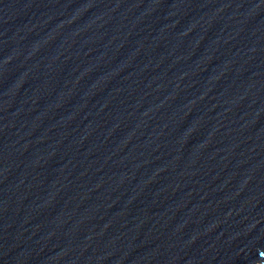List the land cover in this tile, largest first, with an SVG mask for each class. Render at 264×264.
Listing matches in <instances>:
<instances>
[{
  "label": "water",
  "instance_id": "95a60500",
  "mask_svg": "<svg viewBox=\"0 0 264 264\" xmlns=\"http://www.w3.org/2000/svg\"><path fill=\"white\" fill-rule=\"evenodd\" d=\"M264 263V0H0V264Z\"/></svg>",
  "mask_w": 264,
  "mask_h": 264
},
{
  "label": "bare ground",
  "instance_id": "6f19581e",
  "mask_svg": "<svg viewBox=\"0 0 264 264\" xmlns=\"http://www.w3.org/2000/svg\"><path fill=\"white\" fill-rule=\"evenodd\" d=\"M261 264V263H260ZM262 264H264V263H262Z\"/></svg>",
  "mask_w": 264,
  "mask_h": 264
}]
</instances>
